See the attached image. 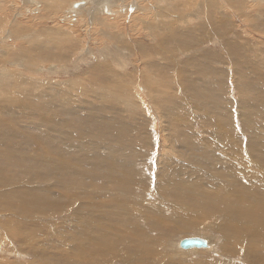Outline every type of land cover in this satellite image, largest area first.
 Here are the masks:
<instances>
[{
  "label": "rangeland",
  "instance_id": "obj_1",
  "mask_svg": "<svg viewBox=\"0 0 264 264\" xmlns=\"http://www.w3.org/2000/svg\"><path fill=\"white\" fill-rule=\"evenodd\" d=\"M69 1L73 2V0ZM69 1L68 4L70 3ZM173 1L175 2V5L177 4V7L180 6V2L176 3L179 0H172V2ZM8 2L9 7L5 9V5H7ZM12 2L13 4H11ZM152 2L153 0H142V3L141 0L115 1L114 5L112 4L108 11H98L100 13V18H103L104 20L102 22L96 23L90 21L88 16L81 15L84 9L88 10L87 5L80 6L77 9V12L79 14H73L72 12H69L68 15H65L64 12L62 13V9H64L65 7H63L61 11L60 9L59 11H55L53 9L51 10V12H46V10L42 11L43 4L40 3L39 10L36 9L37 11L28 13L27 8L25 7H28L29 4H25L21 0H4L0 2V47L2 46L6 48L9 46L7 49L8 51L6 49L0 50V55H2L4 58L2 60L4 63H1L0 61V69L3 68V71L0 72V117H2L0 118V193L2 195H0V199L2 200L3 195L5 196L6 194H8V191L11 192L9 200V197H4L5 201L0 200V264H264V239L259 243L261 244L259 248L250 247L247 245V242L243 241L237 243L238 247L235 246L236 251L234 252H231L233 249H230V251L225 250L223 247H221L228 242L227 236L224 232H222L223 230L221 231L220 229H214V224L218 222L216 220H219V222L221 220L223 221V219H225L223 218L225 217V215L217 213L216 215L214 211L218 208H223L224 206H226V203L230 201L229 197L233 199V203L236 202L239 199V195H235L236 193H230V191L226 188V190H216L214 188L215 186L211 187V191H220L217 192L218 194L212 191L215 195L213 193H210V197L212 198L213 202L210 199L209 203L211 204H208V202L204 201V199L200 196V201L203 199L200 202L202 203V205H198L196 207V215L198 217H201L204 214L211 217L213 216L214 220L209 219L207 220V223H203L204 225L202 224L192 229H187L185 227L180 228L178 226L180 225V223L181 227L182 225L186 226L185 222L181 220V217H185V221L188 220L189 217L187 213H185L184 210H182L180 206L173 200L162 201L164 203L163 211H161L163 212L162 214H159L158 212L148 213L147 208H144L140 209V211L136 213V220H133L134 218L131 219L132 217H128L129 215L123 216L120 213L111 215V220L114 222H119L120 220H122L123 224H119L117 226L119 229L121 228L122 231L123 229H126L124 232H122V236L125 239L122 241L124 242L118 243L119 247L116 245L117 247L115 248V250H110V248L109 250H107L108 247L105 248L104 245L103 246L105 250L103 247V249L100 248L102 249V251L97 250L99 248L97 246H89L91 236H97V232L100 230L99 228L92 230L87 229V227L92 225V218L95 216L105 223L109 222V217L107 218L109 209H105V211L102 210L105 208L104 204L107 203L106 201L110 203V200H108L110 199V194L108 192L112 190H119L121 192L126 191L127 195H132L127 196L125 195V193H122V195L120 196V201L118 202V204L121 203L122 206L126 205L125 207L128 206L127 204L129 203V200H133L136 202V200H134V196H136L137 194V196H140V198H145L144 201H146L148 208L152 209L151 211L154 210L153 205L157 202L153 200L152 197L157 199L166 194L162 192L160 186L155 182L158 179L157 169L160 168L159 156L164 153V145L176 143L178 139H185L187 142V149L193 151L194 148V152L199 151L203 153L204 151H202L201 148H197L194 146V143H196V141H198L200 137L196 132L199 131L200 127H207V130H202V133L200 134L209 136L210 131H213L214 128L217 129L216 126L218 125V123L216 125L212 118L208 116L204 117V115L201 114L205 112H211L213 115H216L217 108L215 106V103H219H217L219 105H217L218 111L221 107H223V110L227 109L228 113H230L231 111V113L228 114V116L231 118L228 117L229 121H227L229 123L226 121V123L224 124V130L220 131V129L218 128L215 132V136L219 141L223 140L222 142L225 144V142L228 140V143L226 145H228L229 147L221 144V150H225L227 154H231V151L233 153V150L238 148L242 149L241 151L245 156L247 152V150L243 149L247 144V140L244 138L242 133L244 126L242 125V120L239 116V108L238 106L233 105L231 101L237 103L236 100L238 98H241L240 101H242V115L244 119L248 117L253 121V123H264V121L260 120V118H264V64H262V62H264V1L262 2V4H260L261 7L254 5L253 7H250L256 1L231 0L229 2L231 3L229 6V3H227L228 1L226 0H215V6L211 7L208 2H203V0H183L184 4L188 6V9L191 8L193 12L195 11L194 16H189L190 18L188 16L184 17L183 21H187L186 23H184L181 19V15L179 14L180 12H175L173 18L177 20V22L175 23V25L177 26H175V33H171L174 38L171 35L172 38L170 37L169 39V37H166L165 40H162L161 42L157 34L149 32L147 30V25H149L151 20L154 18L153 14H155L154 12L157 9V4L154 2L152 4ZM195 2H197V6H195ZM14 4L18 9L13 8L12 5ZM233 6L237 8H234ZM240 6H243L245 16H249H246V21L239 14L240 8H242ZM182 12H185V10H183ZM209 12L210 15L208 14ZM16 13H18L19 16ZM5 15L7 16L5 17ZM22 16L26 17V19L29 18L27 21H29L30 23L25 22L26 19H22ZM62 16H66L69 19H65ZM177 16L179 17L177 18ZM207 16L213 17V19H210L211 17L209 18V20L214 21L213 25L210 23H206V20H208ZM34 17H38V19L35 18V20L31 23ZM50 17L51 19H49ZM140 17L141 22L139 20ZM40 19H42V21ZM137 19L140 25L137 23ZM14 20H21V25H23V20L24 24L27 23L28 25H31V27L27 25V27L30 29L29 32L25 31L23 27L14 28L19 22L17 21L16 23V21L14 22ZM203 20L204 24H201L203 23ZM220 20L223 22V24L219 26ZM247 20H254V22H257L256 25V23L252 21L257 26L256 29L253 28L251 26V23H249ZM11 21L12 23L14 22V26L12 23H10ZM37 22L39 23L37 24ZM207 24L209 25L207 26ZM8 27L10 29L11 27H13L11 29L12 31L9 32ZM49 27H55L50 31V33L52 34L49 35L52 37L56 35L53 43L49 42V44L51 43V45L47 43L45 45H40V48L36 47V43L35 45L33 43L35 48L33 45H27V42H25V38L31 37L35 33V35H33L32 38L28 39L27 41H31L35 37L39 40L45 36V34L47 33L45 31L49 29ZM106 27L108 28V30ZM57 31H59L60 33H57ZM102 31H104L105 34ZM106 31L109 33H107ZM25 32H27L28 34L26 35ZM15 33L17 34V36ZM19 33L20 35H18ZM117 33L130 40V46H123V50H115V48H119L121 44L118 45V42L115 43L113 39L110 40L109 37H107V34H111L113 37H116L118 35ZM18 37H20L21 39H18ZM176 37L179 40L182 39V41H179ZM166 42H169V44H167ZM54 44L58 47H56ZM104 44L106 46H104ZM20 45L24 54L28 56L31 55V58L34 57L32 66H30L31 64H26L27 62L24 63V60H22L21 63L20 61H18V58H20L18 57L19 51L16 52L18 55L14 52L15 50L17 51L18 49H21ZM107 46L108 49H106ZM2 47L0 49H2ZM12 47L15 48L14 51H11L13 50ZM37 50L39 52L41 51V54L38 53ZM103 51H106V53L102 54ZM110 51H116V54L113 52L112 55L110 54L111 56L108 57L107 52ZM5 52H7V55L4 54ZM37 55L40 56L38 57ZM15 56H17V60L16 58H14ZM67 56H70L71 58H66ZM57 58L59 59L56 60ZM47 60L50 61L47 62ZM122 60L123 62H125V65H127L122 67V69L118 68V70L116 68L117 63ZM22 63H24L25 65ZM103 63L109 64V67L118 71L119 75L118 72L116 74H113V76V72H109V74H107L108 71L105 72L104 69L106 68L104 67ZM247 64H250V66H248L249 68L247 67ZM53 65L54 70H56L57 72L49 73V68L53 67ZM251 68L254 70V73L250 72ZM35 69H42L43 71H39L37 75H32V70ZM65 69L67 71H71L67 73L63 72L66 71ZM235 69L237 71H235L234 74ZM238 69H240L239 71L242 73V76L238 72ZM236 73H238L239 76L238 74L236 75ZM28 74L31 77H29ZM34 76L36 79L32 78ZM46 77L49 79L47 80ZM105 77H107V79ZM108 77L111 79H109ZM37 78H42L43 82H52L51 79L53 78L59 79L56 80V82H64L65 78H72L67 80H71L70 83L73 87L66 94V92L62 89L61 92L60 89L59 91H56L55 89L52 90V88L50 87L46 89L47 86L44 87L45 85H42L41 87H37V90L39 88L41 89V91L39 89V94L37 90H34L36 89V86H34L32 84L33 82L31 81L35 79L39 82ZM61 79H64V81ZM178 82L183 87L180 90L181 92L176 91V84ZM123 85H126V93L118 91ZM254 87H257V90H262V92L257 93V90ZM253 88L255 91H252ZM43 89L45 90L43 91ZM33 90L36 92H34ZM155 90H157V94L159 92V96L153 93V91ZM15 92H18L17 95ZM121 93H124L125 95H121ZM172 94H174L179 99H183L182 103H175V105L185 106V110H183L182 112L183 121H181L182 123H178V125L172 120V122H169V120H167L168 123L166 124V131H164L159 124L160 114L153 106V99L157 98L158 101L162 97V99H165L166 105L170 106L171 103L169 102V100L173 98ZM32 95L33 97H31ZM17 97L23 99L21 100L23 101L21 105L25 108L24 111H20L18 115L11 112V110H9L11 108L7 106V103L11 102V100L13 101V99L15 100ZM127 98H129L130 106L122 103ZM6 106L8 107V110ZM87 107H89L91 111L89 109L85 110V108ZM9 111L11 114L9 113ZM92 115L94 116L93 121ZM172 115L173 118L175 114ZM43 116H45V119L41 118ZM16 117H23L26 119L28 118L29 125L39 123L38 125H40L41 127L38 131L34 132L31 130V128L26 127L27 130L30 131L28 132L23 126L22 121L18 120ZM1 119H3V121ZM8 119H11L10 121H12L13 124ZM196 119L199 120L197 123H194V120ZM218 120L220 119L218 118ZM230 120H232L231 123ZM31 122H33L34 124H32ZM203 122L206 124H204ZM207 122L208 124L210 122V125H208ZM184 124H186L185 126L187 128L184 126ZM228 124L230 125V128L231 126H233V129H230L228 127ZM227 128H229L230 130H228ZM18 129L21 131V133ZM15 130L16 132H14ZM233 130L235 132H232ZM43 131L47 134H42ZM3 132L4 134H2ZM22 132L24 133V135H22ZM112 132L115 133L114 135H116L117 133L119 134H117V139H115V142L111 140V142L108 143ZM218 132L219 134L220 132H223V139L220 138L222 137L221 134L217 135ZM38 133L44 137H40L41 139L37 138V136L35 135ZM163 133H167L169 138L166 139ZM231 133H235V136H233L234 140H231V138L229 137L231 136ZM193 134L195 136H193ZM4 135L7 136L5 137ZM32 135L35 137L34 139L33 137H31ZM51 135L55 138L52 139ZM23 137H26L27 140ZM145 137L150 139V141H147L146 144L143 142ZM194 137H196V141L194 140ZM216 138L214 137L211 143H214L213 141L217 142L218 140ZM118 139L121 141H118ZM3 140L5 141L3 142ZM238 140L242 143H239ZM23 141L26 142L23 143ZM232 141H234V143ZM19 142L22 146L19 144ZM30 142H33L34 146H32ZM28 143H30L31 147ZM23 144H26V146H24ZM39 144L42 145L38 147ZM236 144H238V146ZM232 145H235V147H231ZM239 145H241L242 148H240ZM108 146H114L116 147V150L113 149L109 152L107 151L108 154L106 155L105 153ZM147 146H149V148H147ZM224 146L227 149H225ZM146 148L148 150H145ZM126 149H129V152L125 151ZM149 149L151 154L149 153L148 155L146 154V151H149ZM123 151L128 153V155H125V158H122L124 163L120 164L122 160L120 159L121 157H118V155L125 154V152L123 153ZM144 154H146V156ZM147 155L149 156V159ZM193 157L197 156H195V154L193 153ZM100 159H104L105 162L104 160L101 162ZM112 160L113 162H111ZM52 163L57 164L53 166ZM111 163H115L118 166L113 164L115 166L114 167ZM50 165L54 167V171L53 169H51L52 167ZM57 165L64 167V171H62L63 174L55 170V167ZM126 165H128L129 168H126ZM25 167H27L28 169H23ZM38 167L41 169L40 171ZM155 167L156 169H154ZM48 169L49 171H47ZM166 169L167 170H162L166 171V173L168 174H173L171 173V167H166ZM145 170H149V174H151V177L155 178V181L153 179V181H151L149 185L148 182H146L148 181L146 177L143 178L144 181L142 179L137 181V172ZM126 171L128 175L127 173L124 174V172ZM184 172L185 170L180 173L181 175H179L178 173L177 174L181 176V178H183V181H185L184 184L189 185L188 183H190L189 186L192 187V180L189 178H184L186 176L188 177L187 173L184 174ZM61 175H64L63 178H61ZM120 175L122 176L120 177ZM129 175L132 177H130ZM227 176L228 178L226 179L229 180L224 179L223 183L227 181L224 184L229 187L232 177H229V175ZM123 178L126 180H122ZM53 182L54 184L56 182L55 187L50 186V184H52ZM67 184L69 185V187L71 186L70 188L67 186V190H69V193H60L67 191ZM242 184L245 185V180L242 181ZM26 185H30V187L27 186V188H25ZM156 185L159 186L157 189ZM187 185H185V187L189 190L190 187ZM4 187L7 190H4ZM78 187H91L90 193L83 192L82 189L78 191ZM12 188L16 189L17 192L15 190H12ZM28 188L31 190H29ZM23 189L24 192H21L23 191ZM156 190H158L160 193ZM12 191L14 192L12 193ZM99 191H102L100 195L98 194ZM42 192L43 194H41ZM50 192L51 194L54 193L53 195H51V197ZM22 193L26 195H23ZM37 193H39L41 196L37 195ZM21 194L23 196H21ZM65 194H69L73 197L77 196L79 198V201L84 205L83 209L87 214L86 216L90 219L89 224H85L81 219L77 220L74 217L76 215L75 209L73 208L74 205H72V207L69 205L67 206L66 210H63L64 206L62 202L64 199L61 202H57L55 195L64 196ZM188 194L192 195V197L196 196V194L193 195L194 193H190L189 191ZM13 195L15 199L11 197ZM243 195H246V193H243ZM35 196H39L40 198L44 197V200H41L38 197L34 200V198H36ZM164 196L165 197L163 198L168 197V195ZM22 197L29 199L25 200L22 199ZM189 197L192 198L191 196ZM19 198L20 200H24L26 203L22 200V203H20ZM45 198L50 202H48ZM149 199L151 202H148ZM214 199L217 202H215ZM14 200H17L18 202L15 201L14 203ZM122 200L124 201L125 205H123L124 203H122ZM45 201L46 204L49 203L47 204V206H45ZM153 201H155L156 203H153ZM248 201L249 196H247V198L242 202H236L235 204L246 206ZM12 202L15 205H13ZM243 202L244 204H242ZM8 203L9 206H7ZM17 203L19 206L24 203L26 207L30 208L27 210H33L40 213V217L38 216L39 218H34L33 216L19 214L17 209L18 206L16 205ZM28 203H30V205L32 206H29ZM53 203L55 205V208H53ZM253 203H256V201H254ZM217 204H219L220 207ZM35 205L38 208L35 207ZM171 206L177 207L176 209L180 210V212L172 211ZM57 208L60 209L57 210ZM4 209L7 210L4 211ZM130 211L132 212L133 210ZM262 211L264 213V206L261 207V212ZM147 213L150 218L156 219L151 220L149 221V223H147V221H144L143 217V215L146 216ZM46 214L47 216H45ZM23 215L25 216V218H23ZM220 215L222 216V218ZM32 220L35 222H33ZM142 220L143 222H141ZM208 221L210 223H208ZM157 222L158 224H156ZM125 223H127L128 225H124ZM206 224L208 225V227L205 226ZM27 226L29 227L30 232ZM30 226L32 227V230ZM122 226L127 227L125 228ZM97 227H100L99 224H97ZM33 230L36 232H34ZM141 230L145 232L148 231V235L146 234L147 238L145 237L146 240L152 238V240L150 239L149 241H151V243H154L155 247L159 244L157 247L158 250L155 249L156 251H158L156 252L157 255L155 254L156 256L154 255L153 259H151L149 257L150 254L147 253L146 255L148 257H146L144 253H141L142 255L144 254L146 258H143L144 255L142 256L138 253L141 256V260L138 254H131V252L133 251L131 247L134 246V249L136 248L138 238H132L130 236L133 233L137 234V232H141ZM22 232H25L24 234L26 236L24 234L22 235ZM34 233H36L37 235ZM128 233L130 235H128ZM28 234L30 235L29 237ZM32 235L34 237H31ZM192 235L208 240L210 243V248L208 249L205 247L182 250L178 245V239ZM134 242L135 245L133 244ZM108 244L109 243H106V245ZM117 248L119 250H117ZM93 250H95L96 253ZM99 251L101 254L99 253ZM110 252L114 253L113 256ZM118 253L121 254V256ZM137 256L139 258H137ZM95 257L97 260L95 259ZM129 257L131 259H129ZM135 257L137 259H135Z\"/></svg>",
  "mask_w": 264,
  "mask_h": 264
},
{
  "label": "bare ground",
  "instance_id": "obj_2",
  "mask_svg": "<svg viewBox=\"0 0 264 264\" xmlns=\"http://www.w3.org/2000/svg\"><path fill=\"white\" fill-rule=\"evenodd\" d=\"M2 1H4V0H0V2H2ZM21 1H23V3H25V4H29L28 5V7H25V8H27V12L28 13H32V11H37V10H39V6H40V3L41 4H43L42 6H43V10L42 11H44V10H46V12L47 11H50L51 12V10H55V11H59V9H60V11H61V9L63 8V7H65L64 9H62V13L64 12L65 13V15L67 14H69V12L71 13H73V14H79L78 12H77V9L80 7V6H83V5H87L88 6V10L87 9H84L83 11H82V13H81V15H84V16H88V18L90 19V21H93L94 23H96V22H102L104 19L103 18H100V16H99V12L98 11H108L109 9H110V6L113 4L114 5V2L115 1H119V0H80V1H74L73 0V2H70L69 0H21ZM68 1L70 2L69 4H68ZM223 1V0H222ZM226 1H228L227 3H229L231 0H226ZM254 1H256V2H254L250 7H253V5L254 6H260V4H262V2L264 1V0H254ZM137 2V1H136ZM150 2V1H149ZM153 2L154 3H156L157 4V6H156V4H155V6L157 7V9H156V11L154 12L155 14H153V19L152 20H154L155 18V20L154 21H152L151 20V22L149 23V25H147V30L149 31V32H153V33H155V34H157L158 35V37L160 38V42L162 41V40H165V38L166 37H169V39H170V37H171V33H175V26H177V25H175V23L177 22V20H175V18H173V15L175 14V12L177 13V11L178 12H180L179 14L181 15V19H182V21H183V18L184 17H186V16H194V12H193V10L191 9V8H189L188 9V6L186 5V4H184V2H183V0H179V1H177L176 3H179L180 2V6H176L175 5V2L173 3L172 2V0H153ZM153 2H152V4H153ZM188 2V1H187ZM203 2H208L210 5H211V7H213V6H215V0H203ZM233 2V1H232ZM120 3V2H119ZM125 3H127V2H125ZM141 3H142V0H141ZM196 4H195V6H197V2H195ZM264 3V2H263ZM11 4H13V2L11 3ZM17 4V3H16ZM135 4V3H134ZM139 4V3H138ZM137 4V5H138ZM151 4V3H150ZM230 4L231 3H229V6H230ZM15 5V4H14ZM14 5H12L13 6V8L14 9H18L17 8V6L15 7ZM147 5V4H146ZM246 5V4H245ZM22 6H23V4H22ZM26 6V5H25ZM243 6H244V2H243ZM243 6H240V7H242V8H240V16L246 21V16H245V14H244V8H243ZM9 7V2H8V4L7 5H5V9H7ZM190 7V6H189ZM234 7V6H233ZM261 7V6H260ZM23 8V7H22ZM42 8V7H41ZM76 8V9H75ZM135 8V7H134ZM155 8V7H154ZM195 8V7H194ZM234 8H237V7H234ZM263 8V7H262ZM4 9V10H5ZM37 9V10H36ZM117 9V8H116ZM119 9V8H118ZM121 9V8H120ZM138 9V8H137ZM136 9V10H137ZM41 10V9H40ZM183 10H185V12H182ZM190 10H192V11H190ZM198 10V9H197ZM214 10V9H213ZM237 10V9H236ZM239 10V9H238ZM55 11H53V12H55ZM128 11V10H127ZM148 11V10H147ZM152 11V10H151ZM215 11V10H214ZM21 12V11H20ZM23 12V11H22ZM52 12V13H53ZM237 12V11H236ZM19 13V12H18ZM18 13H16V14H18ZM38 13V12H37ZM41 13H43V12H41ZM45 13V12H44ZM109 13V12H108ZM148 13V12H147ZM213 13V12H212ZM16 14H15V16H16ZM24 14V13H23ZM40 14V13H39ZM47 14V13H46ZM49 14V13H48ZM128 14V13H127ZM196 14V13H195ZM209 15H210V12L208 13ZM30 15V14H29ZM34 15V14H33ZM51 15V14H50ZM57 15V14H56ZM63 15V14H62ZM101 15H103V14H101ZM132 15V14H131ZM179 15V16H180ZM183 15V16H182ZM198 15V14H197ZM7 15H5V17H6ZM15 16H14V18H15ZM18 16H19V14H18ZM44 16V15H43ZM52 16V15H51ZM55 16V15H54ZM99 16V17H98ZM151 16H152V14H151ZM179 16H177V18L179 17ZM199 16V15H198ZM47 17V16H46ZM62 17H64L65 19H69V18H67L66 16H62ZM129 17V16H128ZM175 17V16H174ZM189 17V18H190ZM208 17V20H206V23H210V24H212L213 25V23H214V21H211V20H209V18L210 19H213V17L212 16H207ZM247 17H249V16H247ZM251 17V16H250ZM14 18H12V19H14ZM23 18H25L26 19V17H23L22 16V19ZM35 18H37L38 19V17H34V19H32V21H31V23L35 20ZM40 18H42V17H40ZM72 18V17H71ZM70 18V19H71ZM197 18V17H196ZM5 19V18H4ZM17 19V18H16ZM29 18H27L26 19V21L25 22H27V23H30L29 21H27ZM44 19H45V17H44ZM49 19H51V17L49 18ZM55 19V18H54ZM53 19V20H54ZM143 19V18H142ZM163 19H168V20H163ZM181 19H179V20H181ZM194 19V18H193ZM199 19H200V17H199ZM203 19V18H202ZM206 19V18H205ZM226 19V18H225ZM251 19V18H250ZM254 19V18H253ZM41 21H42V19H40ZM134 20H135V18H134ZM139 20H140V22H141V17L139 18ZM223 20V19H222ZM13 21V20H12ZM12 21L10 22V23H12ZM16 20H14V22H15ZM17 21H19V20H17ZM17 21H16V23H17ZM21 21V20H20ZM20 21L17 23V25L14 27V28H24V30L25 31H27V32H29V28L27 27V23L26 24H24V20H23V25H21V23H20ZM137 21V23L139 24V22H138V19L136 20ZM193 21V20H192ZM198 21V20H197ZM248 21V20H247ZM253 22H254V20H252ZM251 20L250 21H248L249 23H251V26L253 27V28H255L256 29V25H257V22H254V23H256V25L252 22ZM13 22V23H14ZM49 22V21H48ZM51 22V21H50ZM184 23H186L185 21H183ZM212 22V23H211ZM8 23V22H7ZM12 23V24H13ZM39 22H37V24H38ZM115 23V22H114ZM136 23V24H137ZM180 23V22H179ZM179 23H177V24H179ZM201 23V22H200ZM199 23V24H200ZM9 24V23H8ZM43 24V23H42ZM49 24V23H48ZM54 24V23H53ZM86 24V23H85ZM144 24H145V22H144ZM201 24H204V20H203V23H201ZM223 24V22L220 20L219 21V26L220 25H222ZM26 25V26H25ZM36 25V24H35ZM46 25V24H45ZM84 25V24H83ZM96 25V24H95ZM140 25V24H139ZM183 25V24H182ZM209 24H207V26H208ZM211 25V26H212ZM11 26V25H10ZM13 26H14V24H13ZM28 26H30L31 27V25H28ZM44 26V25H43ZM116 26V25H115ZM179 26V25H178ZM83 27V26H82ZM87 27V26H86ZM90 27V26H89ZM145 27H146V25H145ZM180 27H182V26H180ZM9 28V27H8ZM13 27H11V29H12ZM34 28V27H33ZM36 28V27H35ZM53 28H55V27H49V29H47V30H49V31H47L46 29V31L45 32H47L46 34H45V36L44 37H40L41 39H37L36 37L35 38H33L31 41H27L28 39H30V38H32V36L33 35H35V33H34V30H33V35L31 36V37H28V38H25V42H27V45L28 46H31V45H33V43H34V45H35V43H36V47L37 48H40L41 46L40 45H45V44H49V42H52L53 43V41H54V39H55V36H50L49 34H52V33H50V31L53 29ZM100 28V27H99ZM107 28V27H106ZM184 28V27H183ZM10 28H9V32L10 31H12ZM174 29V30H173ZM182 29V28H181ZM200 29V28H199ZM18 30V29H17ZM23 30V31H24ZM102 30V29H101ZM107 30H108V28H107ZM170 30V31H169ZM178 30V29H177ZM176 30V31H177ZM20 31V30H19ZM66 31V30H65ZM184 31V30H183ZM198 31V30H197ZM15 32H16V30H15ZM18 32V31H17ZM27 32H25L26 33V35L28 34ZM59 31H57V33H58ZM103 33H104V31H102ZM107 32V31H106ZM25 33H24V35H25ZM31 33H32V31H31ZM41 33V32H40ZM60 33V32H59ZM107 33H109V32H107ZM113 33V32H112ZM244 33V32H243ZM1 34V33H0ZM11 34V33H10ZM16 34V33H15ZM22 34V33H21ZM39 34V33H38ZM42 34V33H41ZM54 34H56V33H54ZM105 34V33H104ZM116 34V33H115ZM118 34V33H117ZM242 34V33H241ZM13 35V34H12ZM18 35H20V33L18 34ZM23 35V36H24ZM29 35H30V33H29ZM37 35V34H36ZM58 35H60V34H58ZM16 36H17V34H16ZM22 36V37H23ZM38 36V35H37ZM43 36V35H42ZM70 36V35H69ZM98 36V35H97ZM176 36V35H175ZM197 36V35H196ZM25 37V36H24ZM58 37H60V36H58ZM107 37H109V39L110 40H112L113 39V41H115V43L116 42H118V45L119 44H121V48L119 47V48H115V50H118V49H122V48H124L123 46H130V43L129 42H131L130 40H128L127 38H125L123 35H117L116 37H113L111 34H107ZM172 37H173V35H172ZM171 37V38H172ZM195 37V36H194ZM20 37H18V39H19ZM57 38V37H56ZM174 38V37H173ZM177 38V37H176ZM21 39V38H20ZM178 39V38H177ZM175 40V39H174ZM179 40V39H178ZM181 41H182V39H180ZM179 40V41H180ZM197 40H199V39H197ZM67 42V41H66ZM140 42V41H139ZM194 42V41H193ZM55 43V42H54ZM167 43V42H166ZM56 44V43H55ZM54 44V45H55ZM110 44V43H109ZM162 44V43H161ZM167 44H169V42L167 43ZM179 44V43H178ZM33 45V46H34ZM49 45H51V43L49 44ZM114 45H116V44H114ZM48 46V45H47ZM56 46V45H55ZM104 46H106L105 44H104ZM127 46V47H128ZM2 47V46H1ZM0 47V48H1ZM9 47V46H8ZM8 47H6V48H4V47H2V49H0V50H3V49H8ZM46 47V46H45ZM44 47V48H45ZM56 47H58V46H56ZM78 47V46H77ZM103 47V46H102ZM142 47V46H141ZM141 47H140V49H141ZM13 48V47H12ZM18 48V47H17ZM20 48L21 49H18L17 51L15 50V52L14 53H16V52H18L19 51V55H18V57H20V58H18V61H20V63L22 62V60H24V63L25 62H27L26 64H31L30 66H32V64H33V60H34V57L33 58H31L32 56L31 55H26V54H24L23 53V51H22V47H21V45H20ZM34 48H35V46H34ZM36 48V49H37ZM135 48V47H134ZM14 49L15 48H13V50H11V51H14ZM71 49V48H70ZM106 49H108V46H107V48ZM35 50V49H34ZM40 50V49H39ZM123 50V49H122ZM125 50V49H124ZM8 51V50H7ZM36 51V50H35ZM38 51V50H37ZM41 52V51H40ZM39 51H38V53H40ZM114 52V51H113ZM112 51H110V52H107V56L109 57V56H111L112 55V53H113ZM106 53V51H103L102 52V54H105ZM115 54H116V51L114 52ZM0 54H1V52H0ZM4 54H6L7 55V52H5ZM41 54V53H40ZM43 54V53H42ZM80 54V53H79ZM91 54H93V53H91ZM111 54V55H110ZM142 54V53H141ZM44 55V54H43ZM118 55V54H117ZM120 55V54H119ZM13 56H14V54H13ZM38 57L40 56V55H37ZM45 56V55H44ZM65 56V55H64ZM63 56V57H64ZM80 56V55H79ZM85 56V55H84ZM105 56V55H104ZM116 56V55H115ZM142 56V55H141ZM17 56H15L14 58H16ZM43 57V56H42ZM58 57V56H57ZM68 57H70V56H67L66 58H68ZM113 57H114V55H113ZM119 57V56H118ZM41 58V57H40ZM44 58V57H43ZM42 58V59H43ZM48 58V57H47ZM46 58V59H47ZM71 58V57H70ZM112 58V57H111ZM117 58V57H116ZM4 58H3V56L2 55H0V61H1V63L3 62L2 60H3ZM10 59V58H9ZM59 58H57L56 60H58ZM98 59V58H97ZM16 60H17V58H16ZM51 60V59H50ZM49 60V61H50ZM120 60V59H119ZM17 61V62H18ZM48 60H47V62H49ZM52 61V60H51ZM55 61V60H54ZM61 61V60H60ZM73 61V60H72ZM9 62V61H8ZM16 62V63H17ZM53 62V61H52ZM70 62V61H69ZM4 63V62H3ZM19 63V62H18ZM24 63H22V64H24ZM66 63V62H65ZM160 63V62H159ZM79 64V63H78ZM99 64V63H98ZM104 64V63H103ZM112 64V63H111ZM110 64V65H111ZM262 64H264V62H262ZM25 65V64H24ZM38 65V64H37ZM51 65V64H50ZM61 65V64H60ZM127 65V64H126ZM125 65V62H123V60L122 61H119L118 63H117V69L118 68H121L122 69V67H124V66H126ZM234 65H236V64H234ZM41 66V65H40ZM63 66V65H62ZM76 66V65H75ZM248 66H250V64L248 65L247 64V67ZM3 67V66H2ZM27 67V66H26ZM42 67V66H41ZM74 67V66H73ZM104 67L106 68V69H104L105 70V72L106 71H108V73L107 74H109V72H113L112 73V76H113V74H116L118 71H116L115 69H113V68H111V67H109V64H104ZM115 67V66H114ZM253 67H255V66H253ZM32 68V67H31ZM64 68V67H63ZM101 68V67H100ZM237 68H239V67H237ZM249 68V67H248ZM3 68H1L0 69V72H2L3 70H2ZM10 69V68H9ZM43 69V68H42ZM42 69H35V70H32L33 72H32V75H37V73L39 72V71H43ZM234 69V68H233ZM57 70H58V68H57ZM62 70V69H61ZM66 70V69H65ZM103 70V71H104ZM119 70V69H118ZM240 69H238V72L240 73V75L242 76V73L239 71ZM246 70V69H245ZM256 70H257V68H256ZM71 70H66V71H63V72H70ZM235 71H237L236 69L234 70V74H235ZM254 70L251 68L250 69V72H253ZM7 72H10V71H7ZM55 72H57L56 70H54V65H53V67H50L49 68V73H55ZM104 72V73H105ZM232 72H233V70H232ZM24 73V72H23ZM41 73V72H40ZM62 73V72H61ZM254 73V72H253ZM45 74V73H44ZM106 74V75H107ZM231 74V73H230ZM238 73H236V75H237ZM7 75V74H6ZM29 75V74H28ZM39 75V74H38ZM118 75H119V72H118ZM117 75V76H118ZM226 75V74H225ZM233 75V74H232ZM4 76V75H3ZM108 76V75H107ZM120 76H121V74H120ZM234 76V75H233ZM238 76H239V74H238ZM6 77V76H5ZM29 77H31L30 75H29ZM37 77V76H36ZM235 77V76H234ZM32 78H35V76L34 77H32ZM31 78V79H32ZM47 78V77H46ZM106 79H107V77H105ZM109 78V77H108ZM24 79V78H23ZM36 79V78H35ZM31 80L33 83V85L34 86H36V89H34V90H37V87H41L42 85H45L44 87H46L47 86V88L46 89H48V87H50V88H52V90H56V91H59V89L61 90H64L65 92H66V94H67V92H69L70 91V89L73 87L72 86V84L70 83L71 82V80H67V79H72V78H65V81H64V79H61V80H63L64 82H60V81H58V82H56V80H59V79H51L52 80V82H43L42 81V78H37L38 80H39V82L37 81V80ZM44 79V78H43ZM49 78H47V80H48ZM109 79H111V78H109ZM237 79H239V78H237ZM237 79H236V81H237ZM18 80V79H17ZM30 80V79H29ZM2 81V80H1ZM21 81V80H20ZM35 81V82H34ZM41 81V82H40ZM235 82V81H234ZM239 82V81H238ZM238 82H236V83H238ZM19 83V82H18ZM21 83H22V81H21ZM25 83V82H24ZM27 83V82H26ZM109 83V82H108ZM11 84V83H10ZM15 84V83H14ZM13 84V85H14ZM23 84V83H22ZM30 84V83H29ZM108 85V84H107ZM110 85V84H109ZM113 85V84H112ZM16 86H17V83H16ZM120 86V85H119ZM238 86V85H237ZM236 86V87H237ZM176 87H177V90L176 91H180L183 87H182V85L178 82L177 84H176ZM33 88V87H32ZM193 88V87H192ZM215 88V87H214ZM255 89L257 88V87H254ZM254 88L252 89V91H255L254 90ZM40 89V88H39ZM39 89L37 90L38 92H39ZM126 85H123L118 91H120V92H124V93H126ZM155 89V88H154ZM153 89V90H154ZM216 89V88H215ZM33 90V91H34ZM45 89H43V91H44ZM62 90H61V92H62ZM257 90V89H256ZM9 91V90H8ZM16 91V90H15ZM40 91H41V89H40ZM49 91H50V89H49ZM10 92V91H9ZM14 92V91H13ZM34 92H36V91H34ZM181 92V91H180ZM236 92V91H235ZM257 93H259V92H262V90H257L256 91ZM16 93V92H15ZM18 93V92H17ZM17 93H16V95H17ZM124 93H121V95H125ZM153 93H155V94H157V90H155V91H153ZM220 93V92H219ZM224 93V92H223ZM39 94H40V92H39ZM43 94V93H42ZM120 95V96H121ZM158 96H159V92H158V94H157ZM173 95V98L172 99H170L169 100V102L171 103V105L170 106H168V105H166V101H165V99H162V97L157 101V98H155V99H153V106H154V108L157 110V112L160 114V117H159V120H160V122H159V124H160V126L162 127V129L164 130V131H166V124L168 123V121L167 120H169V122L172 120V121H174L175 123H182L181 121H183V110H185V106H179V105H175V103H182L183 102V99H179L178 97H176L174 94H172ZM223 95V94H222ZM14 96V95H13ZM5 97V96H4ZM3 97V98H4ZM12 97V96H11ZM29 97H30V95H29ZM31 97H33V95L31 96ZM38 97V96H37ZM1 98V97H0ZM219 98V97H218ZM227 98V97H226ZM11 99V98H10ZM38 99V98H37ZM240 99L241 98H238L236 101H237V103L236 102H234V101H231L232 102V104L233 105H236V106H238V108H239V116H240V118H241V120H242V125L244 126V129H243V136H244V138L247 140V144L244 146V148L243 149H245V150H247V152H246V156L243 154V152L241 151L242 149H235V150H233L234 152L232 153V151H231V154L229 153V154H227V152L225 151V150H221L222 149V147H221V144H224L221 140L219 141L217 138H216V136H215V132L217 131V129L219 128L220 129V131L221 130H224V124L226 123V121L228 120L229 121V119H228V114H230L231 113V111H230V113H228V111H227V109H224L223 110V107H221V105H220V109H219V111H218V104L217 103H215V106H216V115H213L211 112H205V113H201L202 115H204V117H210V118H212V120L216 123V125H217V123H218V125L216 126V128L217 129H215L214 128V130L213 131H210L209 132V136H205V135H203V134H200V133H202V130L204 131V130H207V127H200V129H199V131L198 132H196V133H198L199 134V136L201 137V141H200V137H199V139H198V141H196L195 140V138L196 137H194V140L196 141V143H194V146L195 147H197V148H201L202 149V151H204L203 153H201V152H199V151H196V152H194L195 151V149L193 148V151L192 150H189V149H187V146H186V144H187V142H186V140L185 139H178L177 140V142L176 143H173V144H169V145H164V153L163 154H161L160 156H159V158H160V168H158L157 169V175H158V179L155 181V178L154 177H151V174H149L150 172H149V170H145V171H141V172H137L138 173V178H137V181H139V180H143V178L144 177H146L147 178V180L148 181H146V182H148V185H149V183L151 182V181H153V179H154V181L160 186V189L162 190V192L163 193H166V194H164V195H168V197H166V198H163V197H165L164 195H162V197L161 198H153L152 197V199L153 200H155V201H153V203L155 202L156 204H154L153 206H154V212L153 211H151L152 209H150V208H148V205H147V203H146V201H144L145 200V198L143 199V198H140V196H137V194H136V196H134V200H136V202L135 201H131V200H129V203L127 204L128 206L127 207H125L126 205H125V203H124V201L122 202V203H124L123 205H125V206H122L121 205V203L120 204H118V202L120 201V196L122 195V193H125V195H127L126 194V191L124 192H121V191H119V190H112V191H110V192H108L109 194H110V199H108V200H110V203H108V201H106L107 203L106 204H104L105 205V208L104 209H102L103 211H105V209H109V211H108V216H107V218L109 217V222H107V223H105L104 221H101V220H99V218H96L95 216L92 218V225H90L89 227H87V229L88 230H92V229H96V228H99L100 230L97 232V236H91V239H90V243H89V246L90 247H94V246H97V247H99L97 250H100V251H102V249L104 248V246H105V248H107L108 247V249L107 250H109V248H110V250H115V248L118 246V243H123L124 241H122V240H125L124 239V237L122 236V232H124L125 230L123 229V231H122V229L120 228H118L117 226L120 224H123L122 223V220H120L119 222H114V221H112L111 219H112V217H111V215H113V214H115V213H120L121 215H129L128 217H132L131 219H133V220H136L137 218H136V213L137 212H139L140 211V209H146L147 208V212L149 213V212H151V213H159V214H162L163 212H161V211H163V202L162 201H170V200H173L175 203H177L179 206H180V208L182 209V210H184V212L185 213H187V215H188V220H186L185 221V217H181V220L182 221H184L185 222V225L186 226H183L182 225V227H181V223H180V225H178L180 228H183V227H185V228H187V229H192V228H194V227H198V226H200V225H202L203 223H207V220H209V219H213V216L211 217V216H209V215H206V214H204V215H202L201 217H198L197 215H196V207L198 206V205H202V203H200L203 199H204V201H206V202H208V204H211V203H209V201H210V199L212 200V198L210 197V193H216V194H218L217 192H219V191H217V192H215V191H211V187H214L216 190L217 189H221V190H229L230 191V193H233V194H235V195H239V199L236 201V202H242L244 199H246L247 198V196H249V201H248V203L246 204V206H244V205H238V204H235L236 202H234L233 203V199L231 198V197H229L230 198V201H228L226 204V206H224L223 208H218L217 210H215L214 211V213L216 214H222V215H225V217H223V218H225V219H223V221L221 220L220 222H219V220H216V221H218V222H216L214 225V229H220L222 232H224L225 233V235L227 236V240H228V242L227 243H225L224 245H222L221 247H223L225 250H230V249H233L231 252H234V251H236V247H238L237 246V243H239V242H247V245L248 246H250V247H258L259 248V246L261 245V244H259L260 242H262L263 241V239H264V213H263V211L261 212V207L262 206H264V123H260V122H256V123H253V121L250 119V118H248V117H246L245 119H244V117H243V115H242V113H243V111H242V105H241V102L242 101H240ZM4 100H6V99H4ZM21 100H23L22 98L20 99V98H16L15 100L13 99V101L11 100V102H9V103H7V106L9 107V108H11V109H9V110H11V112H13V113H15L16 115H18V113H20V111H24V107L21 105V103L23 102V101H21ZM164 101H165V103H164ZM30 102V101H29ZM32 102V101H31ZM66 102H67V100H66ZM223 102V101H222ZM38 103V102H37ZM122 103H124L125 105H127V106H130V104H129V98H127V99H125ZM164 103V104H163ZM191 103V102H190ZM31 104V103H30ZM226 104V103H225ZM231 104V103H230ZM0 105H1V103H0ZM2 105H4V104H2ZM6 105V104H5ZM35 105V104H34ZM218 105V106H217ZM6 106V107H7ZM28 106V105H27ZM193 106V105H192ZM252 106V105H251ZM254 106V105H253ZM8 107H7V110H8ZM32 107V106H31ZM189 107V106H188ZM1 108V107H0ZM3 108V107H2ZM33 108V107H32ZM194 108V107H193ZM26 109H28V108H26ZM35 109V108H34ZM86 109H89V107H87V108H85V110ZM2 110V109H1ZM6 110V111H7ZM90 110V109H89ZM213 110V109H212ZM91 111V110H90ZM26 112H27V110H26ZM86 112V111H85ZM84 112V113H85ZM3 113V112H2ZM9 113H10V111H9ZM24 113V112H23ZM8 114V113H7ZM11 114V113H10ZM35 114V113H34ZM172 114H175L174 115V117L172 118ZM5 115V114H4ZM21 115V114H20ZM30 115V114H29ZM91 115V114H90ZM235 115V114H234ZM31 116V115H30ZM93 116V115H92ZM201 117H203V116H201ZM236 117V116H235ZM0 118H2V117H0ZM5 118V117H4ZM3 118V119H4ZM12 118V117H11ZM17 118V117H16ZM41 118H43V119H45V116H43V117H41ZM93 119H92V121L94 120V116L92 117ZM218 118L220 119V120H218ZM229 118H231V117H229ZM3 119H1L2 121H3ZM14 119V118H13ZM18 120H20V121H22V124H23V126L26 128V127H29V128H31V130L34 132V131H38L39 130V128L41 127L40 125H38L39 123H33V122H31L32 124H34V125H29V119L27 118H23V117H18L17 118ZM9 120V119H8ZM11 120V119H10ZM9 120V121H10ZM15 120V119H14ZM32 120V119H31ZM198 120L199 119H196V120H194V123H197L198 122ZM260 120L261 121H264V118H260ZM33 121H37V120H33ZM40 121V120H39ZM171 121V122H172ZM185 121V120H184ZM203 121V120H202ZM221 121V122H220ZM227 121V122H228ZM231 121L232 120H230V123H231ZM6 122V121H5ZM11 123H12V121H10ZM16 122V121H15ZM14 122V123H15ZM206 122V121H205ZM17 123V122H16ZM204 123V122H203ZM229 123V122H228ZM8 124V123H7ZM13 124V123H12ZM11 124V125H12ZM18 124V123H17ZM42 124V123H41ZM177 124H175V125H177ZM204 124H206V123H204ZM207 124H208V122H207ZM233 124V123H232ZM231 124V125H232ZM3 125V124H2ZM16 125V124H15ZM14 125V126H15ZM43 125H44V121H43ZM179 125V124H178ZM186 124H184V126H185ZM189 125H190V121H189ZM203 125V124H202ZM208 125H210V122H209V124ZM213 125H215V124H213ZM213 125H212V127H213ZM229 125V124H228ZM195 126V125H194ZM206 126V125H205ZM227 126V125H226ZM170 127V126H169ZM179 127V126H178ZM181 127H182V125H181ZM186 127V126H185ZM229 128H230V125L228 126ZM12 128V127H11ZM187 128V127H186ZM196 128V127H195ZM229 128H227L228 130H230V129H233V126H231V128L229 129ZM24 129V128H23ZM42 129V128H41ZM179 129V128H178ZM191 129V128H190ZM2 130V129H1ZM8 130V129H7ZM12 130V129H11ZM19 130V129H18ZM26 130H27V128H26ZM30 130V129H29ZM210 130V129H209ZM236 130V129H235ZM242 130V129H241ZM20 131V130H19ZM28 131V130H27ZM185 131V130H184ZM188 131V130H187ZM186 131V132H187ZM14 132H16V130L14 131ZM24 132V131H23ZM22 132V133H23ZM28 132H30V131H28ZM27 132V133H28ZM191 132V131H190ZM228 132H230V131H228ZM232 132H235L234 130L232 131ZM20 133H21V131H20ZM41 133V132H40ZM45 132L43 131L42 132V134H44ZM195 133V134H196ZM204 133V132H203ZM208 133V132H207ZM222 133L223 132H220V134H221V136H222ZM2 134H4V132L2 133ZM6 134V133H5ZM33 134V133H32ZM45 134H47V133H45ZM115 133H111V136H110V139H109V141H108V143L109 142H111V140L112 141H114L115 142V139H117L116 137H117V134H119V133H117L116 135H114ZM164 134V133H163ZM176 134V133H175ZM186 134H188V133H186ZM219 134V132L217 133V135ZM219 134V135H220ZM235 134V133H234ZM233 133H231V136H229L230 138H231V140H234L233 139V136H235ZM9 135V134H8ZM22 135H24V133L22 134ZM28 135V134H27ZM26 135V136H27ZM48 135H50V134H48ZM197 135V134H196ZM229 135V134H228ZM5 136V135H4ZM7 136V135H6ZM5 136V137H6ZM35 136H37V138H40V137H44V136H42L41 134H36ZM47 136V135H46ZM45 136V137H46ZM119 136V135H118ZM193 136H195L194 134H193ZM219 141H217V142H215V141H213L214 143H211L212 142V140H213V138L214 137ZM225 136H226V134H225ZM3 137V136H2ZM2 137H1V139H2ZM12 137V136H11ZM20 137V136H19ZM29 137V136H28ZM31 137H33V139L35 138L33 135L31 136ZM51 137H52V139H54L55 137L54 136H52L51 135ZM164 137L166 138V139H168L169 138V136L167 135V133H165L164 134ZM188 137V136H187ZM219 137V136H218ZM237 137V136H236ZM8 138V137H7ZM17 138V137H16ZM24 139L26 138V137H23ZM48 138H49V136H48ZM191 138H193V137H191ZM221 139H223V136L222 137H220ZM219 138V139H220ZM226 138V137H225ZM239 138V137H238ZM14 139H15V137H14ZM29 139H31V138H29ZM28 139V140H29ZM41 139V138H40ZM227 139V138H226ZM19 140V139H18ZM21 140V139H20ZM26 140H27V138H26ZM39 140V139H38ZM37 140V141H38ZM48 140H50V139H48ZM47 140V141H48ZM190 140V139H189ZM215 140V139H214ZM236 140V139H235ZM5 140H3V142H4ZM34 141V140H33ZM36 141V140H35ZM44 141V140H43ZM43 141H41V142H43ZM118 141H121V140H119L118 139ZM147 141H150V139H148L147 137H145L144 138V140H143V142L146 144V142ZM242 141V140H241ZM21 142V141H20ZM20 142H19V144H20ZM26 142V141H25ZM24 141H23V143H25ZM39 142V141H38ZM225 142V141H224ZM233 143H234V141H232ZM238 142H239V140H238ZM22 143V142H21ZM31 144H32V146H34V144H33V142H30ZM30 143H28L29 144V146H30ZM150 143V142H149ZM193 143V142H192ZM228 143V140L225 142V144L224 145H226ZM232 143V144H233ZM239 143H242V142H239ZM37 144V143H36ZM42 144H44V143H42ZM42 144H39V146L38 147H40V145H42ZM89 144V143H88ZM87 144V145H88ZM114 144V143H113ZM122 144V143H121ZM144 144V145H145ZM21 145V144H20ZM24 145V144H23ZM82 145V144H81ZM107 145V144H106ZM143 145V146H144ZM229 145H231V144H229ZM237 146H238V144H236ZM22 146V145H21ZM24 146H26V144L24 145ZM28 146V145H27ZM89 146V145H88ZM92 146H93V143H92ZM100 146V145H99ZM141 146V145H140ZM226 146H228V145H226ZM235 147V145H232L231 147ZM246 146H249V147H246ZM31 147V146H30ZM37 147V146H36ZM79 147V146H78ZM101 147H102V145H101ZM142 147V146H141ZM145 147V146H144ZM229 147V146H228ZM239 147L240 148H242L241 147V145H239ZM80 148V147H79ZM147 148H149V146H147ZM145 149V150H148V149ZM224 148H225V146H224ZM116 150V147H114V146H108V148H107V150H106V155L108 154L107 153V151L109 152V151H111V150ZM201 149H200V151H201ZM225 149H227V148H225ZM231 149V148H230ZM234 149V148H233ZM14 150V149H13ZM124 150V149H123ZM145 150H143V151H145ZM199 150V149H198ZM125 151H128L129 152V149L127 150H125ZM125 151H123V153L125 152ZM223 151V152H222ZM225 151V152H224ZM14 152V151H13ZM17 152V151H16ZM149 153H150V149H149V151H146V154H148L149 155ZM193 153L195 154V156H197V157H193ZM100 154V153H99ZM146 154H144L145 156H146ZM151 154V153H150ZM192 154V155H191ZM125 155H128V153H126L125 152V154H119L118 155V157H121L120 159L122 160V158H125ZM147 155V156H148ZM103 156V155H102ZM109 157V156H108ZM151 157V156H150ZM104 158V157H103ZM148 159H149V156H148ZM147 159V160H148ZM61 160H63V159H61ZM104 159H100V161L102 162ZM120 160V161H121ZM125 160V159H124ZM145 160V159H144ZM152 161V160H151ZM56 162V161H55ZM104 162H105V160H104ZM111 162H113V160L111 161ZM122 162V163H121ZM120 162V164H123L124 163V161L122 160ZM183 162V163H182ZM57 163H59V162H57ZM57 163H55V164H57ZM63 163V162H62ZM152 163V162H151ZM48 164V163H47ZM46 164V165H47ZM53 164V163H52ZM51 164V165H52ZM55 164H53V166H55ZM66 164V163H65ZM64 164V165H65ZM112 164V163H111ZM114 165H116V166H118L117 164H115V163H113ZM112 164V165H113ZM153 164V163H152ZM249 164H251V165H249ZM50 165V166H51ZM104 165V164H103ZM113 165V166H114ZM155 165V164H154ZM66 166V165H65ZM70 166V165H69ZM101 166H102V164H101ZM105 166V165H104ZM103 166V167H104ZM139 166V165H138ZM157 166V165H156ZM52 167V166H51ZM51 167H49V168H51ZM67 167V166H66ZM115 167V166H114ZM122 167V166H121ZM166 167H171V173H173V174H168V173H166V171H163V170H167L166 169ZM27 167H25V168H23V169H26ZM30 168V167H29ZM39 168V167H38ZM43 168V167H42ZM54 167H52L51 169H53ZM96 168V167H95ZM106 168V167H105ZM111 168H113V167H111ZM126 168H129L128 167V165H126ZM133 168H134V166H133ZM28 169V168H27ZM36 169V168H35ZM46 169V168H45ZM120 169V168H119ZM124 169V168H123ZM131 169V168H130ZM154 169H156V167L154 168ZM163 169V170H162ZM32 170V169H31ZM37 170V169H36ZM41 169L39 168V171H40ZM55 170H57L59 173L61 172L62 173V171H64V167H61V166H59V165H57L56 167H55ZM69 170V169H68ZM127 170V169H126ZM133 170V169H132ZM185 170V172H184V174L185 173H187V175H188V177L186 176V177H184V178H189V179H191L192 181V187H190L189 185H190V183H188L189 185H187V184H184L185 183V181H183V178H181V176H179V175H181L180 173H182L183 171ZM33 171V170H32ZM38 171V170H37ZM38 171V172H39ZM47 171H49V169L47 170ZM53 171H54V169H53ZM57 171H55V172H57ZM92 171V170H91ZM122 171V170H121ZM124 171V170H123ZM34 172V171H33ZM51 172V171H50ZM68 172V171H67ZM73 172V171H72ZM71 172V173H72ZM130 172V171H129ZM135 172V171H134ZM58 173V174H59ZM66 173V172H65ZM119 173H120V170H119ZM127 173V171L126 172H124V174H126ZM132 173V172H131ZM179 175H178V174ZM40 174V173H39ZM63 174V173H62ZM70 174V173H69ZM116 174V173H115ZM124 174H123V176H124ZM130 174V173H129ZM65 175V174H64ZM63 175V176H64ZM127 175H128V173H127ZM227 175H229V177L231 176L232 177V179H231V181H230V186L229 187H227L226 186V184H224V183H226L227 181H225L224 183H223V180L224 179H226V178H228V176ZM60 176V175H59ZM62 176V175H61ZM63 176L61 177V178H63ZM68 176V175H67ZM118 176V175H117ZM122 175H120V177H121ZM130 176V175H129ZM135 176V175H134ZM183 176V175H182ZM211 176V177H210ZM66 177V176H65ZM130 177H132V176H130ZM242 179H241V178ZM124 178H125V176H124ZM122 179V180H126V179ZM55 179V178H54ZM92 179V178H91ZM106 179H107V176H106ZM131 179V178H130ZM160 179H162V180H160ZM206 179H208V180H206ZM176 180V181H175ZM226 180H229V179H226ZM243 180H245V185H243L242 184V181ZM119 181V180H118ZM144 181V180H143ZM210 181H212V182H210ZM13 182H15V181H13ZM12 182V183H13ZM117 182V181H116ZM120 182H121V180H120ZM119 182V183H120ZM123 182V181H122ZM189 182V181H188ZM11 183V184H12ZM27 183V182H26ZM54 184V182L52 183V184H50V186H56V182H55V184ZM130 184V183H129ZM229 184V183H228ZM2 185H4V184H2ZM6 185V184H5ZM58 185V184H57ZM123 185H125V184H123ZM185 185H187V186H189L190 187V189L188 190V189H186V187H185ZM27 186L28 187H30V185H26V187L25 188H27ZM32 186V185H31ZM67 186L69 187V185L67 184L66 185V190H67ZM112 186V185H111ZM143 186V185H142ZM157 186V185H156ZM159 186H157L156 187V189L159 187ZM35 187V186H34ZM63 187H64V185H63ZM71 187V186H70ZM69 187V188H70ZM217 187V188H216ZM8 188V187H7ZM38 188V187H37ZM37 188H36V190H37ZM61 188V187H60ZM91 188V187H90ZM90 188L88 187V188H84V187H78V191L79 190H81L82 189V191L83 192H87V193H90ZM188 188V187H187ZM210 188V189H209ZM226 188V189H225ZM1 189V188H0ZM11 189V188H10ZM29 189V188H28ZM31 189H32V187H31ZM31 189H29V190H31ZM62 189V188H61ZM128 189V188H127ZM213 189V188H212ZM4 190H7V189H5V187H4ZM12 190H15L16 191V189H13L12 188ZM17 190H18V188H17ZM22 190V189H21ZM20 190V191H21ZM34 190V189H33ZM93 190V189H92ZM150 190V189H149ZM159 190V189H158ZM158 190H156V191H158ZM19 191V192H20ZM26 191H27V189H26ZM42 191V190H41ZM69 190H67L66 192H60V193H62V194H64V193H67ZM96 191V190H95ZM188 191L190 192V193H194L193 195H195L196 194V196H193L192 197V195H190V194H188ZM14 191H12V193H13ZM17 192V191H16ZM21 192H24V189H23V191H21ZM32 192V191H31ZM30 192V193H31ZM35 192V191H34ZM128 192H129V190H128ZM159 192V191H158ZM10 191H8V194H6L5 196L3 195V198H2V200L1 201H3L4 200V197H9L10 196ZM26 193V192H25ZM28 193V192H27ZM40 193V192H39ZM39 193H37V195H40ZM47 193V192H46ZM69 193V192H68ZM102 193V191H99V195ZM160 193V192H159ZM213 193V194H214ZM243 193H246V195H243ZM17 194H19V193H17ZM23 195H26V194H24V193H22ZM21 194V196H23ZM41 194H43V192L41 193ZM44 194H45V192H44ZM49 194V193H48ZM54 193H52L51 194V192H50V197H51V195H53ZM119 194V195H118ZM213 194H211V195H213ZM0 195H1V193H0ZM15 195V194H14ZM14 195L13 196H11V197H13L14 199H15V197H14ZM34 195V194H33ZM79 195V194H78ZM106 195V194H105ZM117 195H118V197H117ZM128 195H130V194H128ZM127 195V196H128ZM140 195V194H139ZM191 196L192 198H190L189 196ZM215 195V194H214ZM2 196V195H1ZM0 196V197H1ZM31 196V195H30ZM41 196V195H40ZM49 196V195H48ZM130 196H132V195H130ZM152 196V195H151ZM200 196L203 198L201 201H200ZM228 196V195H227ZM230 196V195H229ZM26 197V196H25ZM27 197H29V196H27ZM36 198H34V200L35 199H37V197L38 198H40L39 196H35ZM43 197V196H42ZM54 197V196H53ZM55 197H56V201L57 202H61L63 199V206H64V209L63 210H66V208H67V206H71L72 207V205H74L73 206V208L75 209V218L77 219V220H82L85 224H89L90 223V219L86 216L87 214H86V212H85V210L83 209V207H84V205L79 201V198L76 196V197H73V196H70L69 194H65L64 196H60V195H55ZM102 197V196H101ZM107 197V196H106ZM142 197V196H141ZM213 197V196H212ZM226 197V196H225ZM5 198V199H6ZM33 198V197H32ZM44 198V197H43ZM43 198H40L41 200L43 199ZM46 198H48V197H46ZM45 198V199H46ZM127 198H129V197H127ZM214 198V197H213ZM217 198V197H216ZM224 198V197H223ZM10 199V197L8 198V200ZM18 199V198H17ZM22 199H25V200H27V199H29V198H23L22 197ZM21 199V200H22ZM123 199V198H122ZM236 199V198H235ZM7 200V199H6ZM13 200V199H12ZM12 200H10V201H12ZM21 200H20V198H19V201H20V203H22L21 202ZM44 200V199H43ZM47 200V199H46ZM100 200V199H99ZM218 200V199H217ZM223 200V199H222ZM5 201V200H4ZM15 201H17V200H14V203H15ZM22 201H24V200H22ZM31 201H32V199H31ZM37 201V200H36ZM48 201V200H47ZM52 201H53V199H52ZM54 201H55V199H54ZM150 201V199L148 200V202ZM214 201H215V199H214ZM219 201V200H218ZM254 201H256V203H253ZM6 202H8V201H6ZM18 202V201H17ZM25 202V201H24ZM29 202V201H28ZM35 202V201H34ZM48 202H50V201H48ZM151 202V201H150ZM206 202H203V203H206ZM212 202H213V200H212ZM215 202H217V201H215ZM3 203H5V202H3ZM11 203V202H10ZM26 203V202H25ZM33 203V202H32ZM55 203V202H54ZM54 203H53V205H54ZM219 203V202H218ZM222 203V202H221ZM224 203V202H223ZM12 204H13V202H12ZM29 204V206H32V205H30V203H28ZM39 204V203H38ZM38 204H37V206H38ZM45 204H46V201H45ZM47 204H49V203H47ZM47 204L45 205V206H47ZM57 204V203H56ZM130 204H131V206H130ZM242 204H244V202L242 203ZM4 205V204H3ZM13 205H15V204H13ZM17 206V209H18V213L19 214H25V215H29V216H33L34 218L35 217H38L39 216V214L40 213H38V212H35V211H33V210H27V209H30V208H28V207H26L25 206V204L23 203V204H21V206H19L18 205V203L16 204ZM34 205V204H33ZM214 205H215V203H214ZM217 205H219V204H217ZM225 205V204H224ZM7 206H9V203H8V205ZM36 205H35V207H37ZM44 206V205H43ZM42 206V207H43ZM146 206V207H145ZM152 206V205H151ZM205 206V205H204ZM57 207V206H56ZM70 207V208H71ZM172 207V211H175V212H180V210H177L176 208L177 207H175V206H171ZM217 207V206H216ZM215 207V208H216ZM219 207H220V205H219ZM8 208V207H7ZM38 208V207H37ZM47 208H49V207H47ZM53 208H55V205L53 206ZM13 209H15V208H13ZM39 209H40V207H39ZM44 209V208H43ZM60 208H57V210H59ZM135 209V210H134ZM150 209V210H149ZM5 210H7V209H4V211ZM24 210V211H23ZM130 210H133L132 212L130 211ZM37 211V210H36ZM53 211V210H52ZM136 211V212H135ZM17 212V211H16ZM134 212V213H133ZM15 213V212H14ZM60 213V212H59ZM68 213H69V210H68ZM67 213V214H68ZM142 213V212H141ZM148 213L146 214V216L145 215H143V217H144V221H147V223H149V221H151V220H155L154 218L152 219V218H150V216H148ZM17 214V213H16ZM15 214V215H16ZM53 214V213H52ZM62 214V213H61ZM143 214V213H142ZM216 214V215H217ZM9 215H11V214H9ZM13 215V214H12ZM20 215V216H21ZM43 215V214H42ZM141 215V214H140ZM155 215V214H154ZM19 216V217H20ZM24 216V215H23ZM22 216V217H23ZM45 216H47V214L45 215ZM137 216H138V214H137ZM142 216V215H141ZM156 216V215H155ZM221 216V215H220ZM11 217V216H10ZM40 217V216H39ZM38 217V218H39ZM140 217V216H139ZM142 217V218H143ZM153 217V216H152ZM218 217V216H217ZM217 217H215V218H217ZM14 218V217H13ZM23 218H25V216L23 217ZM37 218V219H38ZM44 218V217H43ZM45 218H47V217H45ZM126 218V217H125ZM221 218H222V216H221ZM19 219V218H18ZM33 219V218H32ZM141 219V218H140ZM21 220V219H20ZM34 220V219H33ZM32 220V221H33ZM139 220V219H138ZM214 220V219H213ZM211 221V220H210ZM33 222H35V221H33ZM38 222V221H37ZM124 222V221H123ZM141 222H143V220L141 221ZM212 222V221H211ZM208 223H210L209 221H208ZM97 224H99V226L100 227H97ZM101 224V225H100ZM127 223H125L124 225H126ZM156 224H158V222L156 223ZM160 224H161V222H160ZM162 224H164V223H162ZM167 224V223H166ZM213 224V223H212ZM36 225V224H35ZM94 225V226H93ZM128 225V224H127ZM132 225V224H131ZM130 225V226H131ZM204 225V224H203ZM211 225V224H210ZM133 226V225H132ZM136 226V225H135ZM138 226H140V225H138ZM137 226V227H138ZM163 226V225H162ZM205 226H207L208 227V225L206 224ZM212 226V225H211ZM210 226V227H211ZM28 227V226H27ZM31 227V226H30ZM122 227H125V226H122ZM127 227V226H126ZM125 227V228H126ZM26 228V227H25ZM24 228V229H25ZM33 228H34V226H33ZM156 228V227H155ZM27 229V228H26ZM137 229H139V228H137ZM162 229V228H161ZM28 230H29V227H28ZM31 230H32V227H31ZM129 230H130V227H129ZM128 230V231H129ZM183 230V229H182ZM34 231V230H33ZM209 231V230H208ZM26 232H27V230H26ZM29 232H30V230H29ZM34 232H36V231H34ZM157 232V231H156ZM206 232V231H205ZM220 232V231H219ZM14 233H16V232H14ZM18 233V232H17ZM25 233V232H24ZM23 232H22V235L24 234ZM148 233V231L147 232H145V231H143V230H141V232H137V234L136 233H133V234H131V236L130 237H132V238H138V243H137V245H136V248L134 249V246H132L131 247V249L133 250L132 252H131V254H135L136 253V255L139 253V254H141V253H144L145 255H146V253L147 254H150V258L151 259H153L154 258V255L156 254L157 255V253L156 252H158V251H156V250H158L157 249V247H158V245L155 247V245H154V243H151V241H149L150 239L152 240V238H150L149 240H146V236L148 235L147 234ZM155 233V232H154ZM19 234H20V232H19ZM34 234H36V233H34ZM147 234V235H146ZM208 234V233H207ZM18 235V234H17ZM25 235V234H24ZM37 235V234H36ZM128 235H130L129 233H128ZM163 235H165V234H163ZM20 236V235H19ZM26 236V235H25ZM30 235L28 234V237H29ZM38 236H39V234H38ZM124 236H125V234H124ZM150 236V235H149ZM195 235H192V236H187V237H183V238H181V239H186V238H190V237H194ZM200 236V235H199ZM31 237H34L33 235L31 236ZM146 237V238H145ZM165 237V236H164ZM181 237V236H180ZM39 238V237H38ZM145 238V239H144ZM181 239H178V244H179V241L181 240ZM38 240V239H37ZM137 240V239H136ZM156 240V239H155ZM157 240H159V239H157ZM164 240V239H163ZM29 241V240H28ZM208 241V240H207ZM37 242V241H36ZM155 242V241H154ZM106 243H109L108 245H106ZM126 244V243H125ZM124 244V245H125ZM134 245H135V242L133 243ZM156 244V243H155ZM104 245V246H103ZM117 245V246H116ZM177 245V244H176ZM126 246V245H125ZM236 246V247H235ZM36 247V246H35ZM103 247V248H102ZM119 247V246H118ZM127 247H128V245H127ZM32 248V247H31ZM96 248V247H95ZM100 248H102V249H100ZM105 248H104V250H105ZM126 248V247H125ZM206 248H210V243H209V241H208V246L206 247ZM249 248V247H248ZM156 249V250H155ZM164 249H165V247H164ZM191 249H196V248H191ZM243 249V248H242ZM96 250V249H95ZM95 250H93L95 253H96V251ZM106 250V251H107ZM117 250H119L118 248H117ZM128 250V249H127ZM126 250V251H127ZM183 250V249H182ZM100 251H99V253H100ZM244 251V250H243ZM246 251V250H245ZM165 252V251H164ZM226 252V251H225ZM230 252V253H231ZM111 253V252H110ZM116 253V252H115ZM161 253V252H160ZM264 253V252H263ZM88 254H89V252H88ZM91 254V253H90ZM101 254V253H100ZM112 254V256H113V254L114 253H111ZM119 254V253H118ZM138 254V255H139ZM143 254V255H144ZM162 254V253H161ZM160 254V255H161ZM246 254V253H245ZM93 255H94V253H93ZM107 255H109V254H107ZM120 256H121V254H119ZM142 255V254H141ZM142 255V256H143ZM145 255H144V257L143 258H146V257H148L147 255H146V257H145ZM153 255V256H152ZM155 255V256H156ZM159 255V254H158ZM163 255V254H162ZM161 255V256H162ZM168 255V254H167ZM255 255V254H254ZM95 256H96V254H95ZM133 256H135V255H133ZM140 256V255H139ZM165 256V255H164ZM114 257H115V255H114ZM159 257V256H158ZM101 258V257H100ZM137 258H139L138 256H137ZM136 257H135V259H137ZM142 258V259H143ZM157 258V257H156ZM95 259H96V257H95ZM129 259H131L130 257H129ZM134 259V260H135ZM158 259V258H157ZM250 259V258H249ZM97 260V259H96ZM140 260H141V256H140ZM148 260V259H147ZM132 261V260H131ZM151 261V260H150ZM156 262V261H155ZM159 262V261H158ZM254 262V261H253Z\"/></svg>",
  "mask_w": 264,
  "mask_h": 264
},
{
  "label": "water",
  "instance_id": "obj_3",
  "mask_svg": "<svg viewBox=\"0 0 264 264\" xmlns=\"http://www.w3.org/2000/svg\"><path fill=\"white\" fill-rule=\"evenodd\" d=\"M178 245L181 249L205 248L208 246V241L204 238L195 236L181 239Z\"/></svg>",
  "mask_w": 264,
  "mask_h": 264
}]
</instances>
